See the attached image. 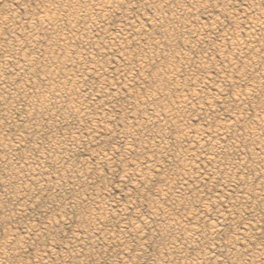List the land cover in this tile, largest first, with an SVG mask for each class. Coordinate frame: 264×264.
Wrapping results in <instances>:
<instances>
[{"label": "rangeland", "instance_id": "obj_1", "mask_svg": "<svg viewBox=\"0 0 264 264\" xmlns=\"http://www.w3.org/2000/svg\"><path fill=\"white\" fill-rule=\"evenodd\" d=\"M91 1L93 4L90 0H0V71H2L0 74V84H2L0 85V148H3L4 144V148L0 149V260L3 259L1 263L254 264L248 261L251 257L250 261L256 260L255 264L257 260L259 264H264L262 263L264 255L254 259V256H257L256 250V253H260L262 247L264 248V0H257L258 2L256 0H163L164 2L162 0H150L151 2L149 0H115L114 2L103 0L101 2L100 0L104 7L97 2L99 0ZM250 6L254 9L251 10ZM156 7L160 11H157ZM97 8H102V11ZM44 11L49 12V15L53 11L55 20L51 21L52 23L47 25L39 23L38 18L40 19ZM68 11L74 17H70ZM261 16L263 17L260 18ZM256 18L258 20L253 21ZM89 26L93 27L88 28ZM35 32L39 34L36 40ZM64 37H66L65 40L70 38L73 40L70 39L67 42L63 40ZM30 39L32 42H29ZM67 43L70 44L67 46ZM234 43L237 45L235 46ZM173 61H175L174 64ZM168 67L169 71L166 70ZM54 68H57L56 71ZM51 69L55 73L59 71L56 73L58 76ZM176 70L178 73L180 71V77ZM161 73L170 74L165 75V78ZM51 86L55 94L61 93L59 98L58 94L56 96L51 94L53 93L50 91ZM255 86L256 88H253ZM47 88L49 89L46 90ZM24 89L28 93H24ZM152 89L158 92L156 96V92ZM167 90H169L168 94ZM6 91L9 93H5ZM47 91H49L48 95ZM40 92H44L46 99ZM18 93H22L23 96L21 97L22 94ZM33 94L35 96H32ZM61 95L63 97H60ZM174 97L178 100L176 101ZM239 97L241 100L238 99ZM186 98L189 100L187 101ZM27 99L30 101L28 102ZM70 101L73 104L71 106ZM174 104L177 108H174ZM168 105H171L170 108L173 106L172 109ZM160 109L161 113H159ZM164 113L168 114L167 118ZM155 114H161L159 116L162 118L156 117ZM173 115L175 117L172 120ZM240 117L243 119L241 120ZM165 118H169V122ZM153 119H157V122ZM163 119L168 123H165ZM152 120L155 122L153 123ZM257 122L260 124L258 125ZM228 124H231L230 127ZM250 125H253V128ZM259 127L263 129L260 130L261 133ZM213 128H217L218 134H214L217 131L214 130V132ZM245 128L248 131H245ZM29 129H33L32 132ZM192 133L193 136H191ZM194 134L199 135L197 137ZM211 135L213 138L210 137ZM73 138L79 140L76 142L75 139L72 140ZM200 141H202L201 144H199ZM207 141H209L208 144ZM221 145L223 148H220ZM165 146L168 148H164ZM215 149L217 150L213 151ZM207 152L212 154L213 158ZM156 210L160 213L158 214ZM162 212L165 213L164 216ZM162 217H164L163 220ZM175 218L178 220L174 221ZM174 227L179 230H174ZM193 227H196L198 232ZM193 230L196 232L193 233ZM191 233L194 234L192 235L194 239ZM185 234L186 236L183 237ZM197 234H199L198 237ZM189 238L191 239L188 240ZM172 247L176 248L172 249ZM249 250L252 254L254 253L253 259ZM202 255L208 257L204 258ZM187 261L190 262L187 263Z\"/></svg>", "mask_w": 264, "mask_h": 264}, {"label": "bare ground", "instance_id": "obj_2", "mask_svg": "<svg viewBox=\"0 0 264 264\" xmlns=\"http://www.w3.org/2000/svg\"><path fill=\"white\" fill-rule=\"evenodd\" d=\"M76 1H77V0H76ZM79 1H81V0H79ZM102 1H103V0H101V2H102ZM106 1H107V0H106ZM110 1H111V0H110ZM114 1H115V0H113V2H114ZM132 1H134V0H132ZM142 1H143V0H142ZM146 1H147V0H146ZM151 1H152V0H151ZM151 1L149 0V2H151ZM155 1H156V0H155ZM162 1H163V0H162ZM162 1H161V2H162ZM192 1H193V0H192ZM194 1H195V0H194ZM250 1H251V0H250ZM256 1H257V0H256ZM260 1H262V0H260ZM56 2H57V1H56ZM90 2L92 3L91 0H90ZM90 2H87V3H90ZM95 2H96V1H95ZM95 2H94V3H95ZM97 2H100V0L97 1ZM101 2H100V3H101ZM107 2H108V1H107ZM117 2H118V1H117ZM157 2H159V1H157ZM163 2H164V1H163ZM163 2H162V3H163ZM167 2H168V1H167ZM167 2H166L165 4H167ZM221 2H222V1H221ZM257 2H258V1H257ZM50 3H51V2H50ZM66 3H67V2H66ZM75 3H76V2H75ZM91 3H90V4H91ZM105 3H106V2H105ZM109 3H110V2H109ZM122 3H123V2H122ZM136 3H137V2H136ZM178 3H179V2H178ZM180 3H181V2H180ZM193 3H194V2H193ZM195 3H196V2H195ZM260 3H261V2H260ZM263 3H264V2H263ZM56 4H57V3H56ZM70 4H71V3H70ZM92 4H93V3H92ZM95 4H96V3H95ZM97 4H98V3H97ZM97 4H96V5H97ZM101 4H102V3H101ZM101 4H99V5L101 6ZM107 4H108V3H107ZM107 4H106V5H107ZM117 4H118V3H117ZM153 4H154V3H153ZM169 4H170V3H169ZM175 4H176V3H175ZM197 4H198V3H197ZM226 4H227V3H226ZM251 4H252V3H251ZM253 4H254V2H253ZM255 4H256V3H255ZM257 4H258V3H257ZM72 5H73V4H72ZM85 5H86V4H85ZM102 5H103V4H102ZM118 5H119V4H118ZM133 5H134V4H133ZM146 5H147V4H146ZM146 5H145V6H146ZM161 5H163V4H161ZM180 5H181V4H180ZM241 5H242V4H241ZM45 6H47V5H45ZM49 6H50V5H49ZM49 6H48V7H49ZM75 6H76V5H75ZM112 6H113V5H112ZM115 6H116V5H115ZM130 6H131V5H130ZM151 6H152V5H151ZM178 6H179V5H178ZM181 6H182V5H181ZM181 6H180V7H181ZM257 6H258V5H257ZM259 6H260V4H259ZM51 7H52V5H51ZM73 7H74V6H73ZM87 7H88V6H87ZM103 7H104V5H103ZM108 7H109V6H108ZM164 7H165V9H166V6H164ZM252 7H255V6H252ZM260 7H261V6H260ZM43 8H44V7H43ZM49 8H50V7H49ZM52 8H53V7H52ZM71 8H72V7H71ZM78 8H79V7H78ZM91 8H92V6H91ZM95 8H96V7H95ZM111 8H112V7H111ZM117 8H118V7H117ZM122 8H123V7H122ZM132 8H133V7H132ZM156 8H157V7H156ZM167 8H168V7H167ZM172 8H173V7H172ZM204 8H205V7H204ZM222 8H223V7H222ZM222 8H221V9H222ZM57 9H58V8H57ZM66 9H67V7H66ZM69 9H70V8H69ZM72 9H73V8H72ZM76 9H77V8H76ZM97 9H98V8H97ZM99 9L101 10L102 8H99ZM99 9H98V10H99ZM136 9H137V8H136ZM157 9H158L157 11H160L159 8H157ZM227 9H228V8H227ZM250 9L252 10V9H254V8H251V6H250ZM255 9H256V8H255ZM259 9H260V8H259ZM259 9H258V10H259ZM7 10H8V9H7ZM40 10H41V9H40ZM42 10H43V9H42ZM49 10H51V9H49ZM67 10H68V9H67ZM73 10H74V9H73ZM83 10H85V9H83ZM88 10H89V9H88ZM114 10H115V9H114ZM152 10H153V9H152ZM155 10H156V9H155ZM155 10H154V13H155ZM161 10H162V9H161ZM244 10H245V9H244ZM248 10H249V9H248ZM251 10H250V11H251ZM260 10H261V9H260ZM260 10H259V11H260ZM53 11H54V10H53ZM53 11L50 12L52 15H51V14L49 15V14H48L49 12L46 13L47 11H46V12L44 11V13L42 14V16L40 15V16H41L40 19L38 18L39 23H41V24H46V25H47V23L50 24L51 21L55 20V19H54L55 17H53L54 15H53V13H52ZM63 11H64V9H63ZM70 11H71V10H70ZM70 11H68V14L70 13ZM79 11H80V10H79ZM81 11H82V10H81ZM93 11H94V10H93ZM101 11H102V10H101ZM108 11H109V10H108ZM118 11H119V10H118ZM140 11H141V10H140ZM167 11H168V10H167ZM173 11H174V10H173ZM184 11H185V10H184ZM190 11H191V10H190ZM256 11H257V9H256ZM8 12H9V11H8ZM42 12H43V11H42ZM72 12H73V11H72ZM75 12H77V11H75ZM82 12L84 13L85 11H82ZM90 12H91V11H90ZM162 12H163V11H162ZM245 12H246V11H244V13H245ZM247 12H248V11H247ZM261 12H262V10H261ZM263 12H264V11H263ZM263 12H262V14H263ZM55 13H56V11H55ZM65 13H67V12H65ZM185 13H186V11H185ZM193 13H194V12H193ZM220 13H221V12H220ZM257 13H258V11H257ZM94 14H95V13H94ZM170 14H171V13H170ZM221 14H222V13H221ZM232 14H233V13H232ZM254 14H255V13H254ZM262 14H261V15H262ZM32 15H34V13H33ZM64 15H65V14H64ZM74 15H75V14H74ZM113 15H114V14H113ZM118 15H119V14H118ZM242 15H243V14H242ZM258 15H259V14H258ZM69 16H70V17H74L71 13H70ZM89 16H92V15H89ZM108 16H109V15H108ZM156 16H157V14H156ZM164 16H165V15H164ZM230 16H231V15H230ZM237 16H238V15H237ZM263 16H264V15H263ZM263 16H261L260 18H262ZM102 17H104V16H102ZM122 17H123V16H122ZM129 17H130V16H129ZM172 17H173V16H172ZM175 17H176V16H175ZM253 17H254V16H253ZM257 17H259V16H257ZM9 18H10V17H9ZM27 18H28V17H27ZM100 18H101V17H100ZM105 18H107V17H105ZM108 18H109V17H108ZM127 18H128V17H127ZM159 18H160V17H159ZM176 18H177V17H176ZM25 19H26V18H25ZM34 19H35V18H34ZM58 19H60V18H58ZM75 19H76V17H75ZM77 19H78V17H77ZM83 19H84V18H83ZM103 19H104V18H103ZM146 19H147V18H146ZM164 19H165V17H164ZM245 19H247V18H245ZM105 20H106V19H105ZM119 20H120V19H119ZM128 20H129V19H128ZM170 20H171V19H170ZM174 20H175V19H174ZM176 20H177V19H176ZM248 20H249V19H248ZM250 20H252V19H250ZM254 20L257 21L258 18L253 19V21H254ZM8 21H9V20H8ZM8 21H7V22H8ZM61 21H62V20H61ZM97 21H99V20H97ZM100 21H101V20H100ZM100 21H99V22H100ZM164 21H165V20H164ZM179 21H180V20H179ZM191 21H192V20H191ZM236 21H237V20H236ZM242 21H243V20H242ZM260 21H261V20H260ZM72 22H73V23H76L75 21H72ZM77 22H78V21H77ZM102 22H103V21H102ZM106 22H107V21H106ZM124 22H125V21H124ZM148 22H149V21H148ZM154 22H155V21H154ZM194 22H195V21H194ZM249 22H250V21H249ZM251 22H252V21H251ZM262 22H263V21H262ZM32 23H33V22H32ZM51 23H52V22H51ZM159 23H160V22H159ZM171 23H172V22H171ZM239 23H240V22H239ZM256 23H257V22H256ZM258 23H259V22H258ZM5 24H6V22H5ZM26 24H27V23H26ZM53 24H54V23H53ZM53 24H52V26H53ZM57 24H58V23H57ZM95 24L97 25V23H95ZM137 24H138V23H137ZM147 24H149V23H147ZM151 24H152V23H151ZM157 24H158V22H157ZM249 24H251V23H249ZM252 24H254V23H252ZM262 24H263V23H262ZM262 24H261V25H262ZM24 25H25V24H24ZM33 25H34V23H33ZM76 25H77V24H76ZM92 25H93V24H92ZM149 25H150V24H149ZM168 25H169V24H168ZM256 25H257V24H256ZM28 26H29V24H28ZM70 26H71V25H70ZM86 26H87V25H86ZM123 26H124V25H123ZM170 26H173V25H170ZM185 26H186V25H185ZM254 26H255V24H254ZM254 26L252 25L253 28H254ZM262 26H263V25H262ZM262 26H261V27H262ZM23 27H24V26H23ZM23 27H22V28H23ZM43 27H44V26H43ZM92 27H93V26H92ZM92 27L89 26L88 28H92ZM131 27H133V26H131ZM252 27H251V28H252ZM6 28H7V27H6ZM9 28H10V27H9ZM50 28H51V27H50ZM53 28H55V27H53ZM66 28H67V27H66ZM86 28H87V27H86ZM86 28H85V29H86ZM141 28H142V27H141ZM153 28H154V27H153ZM247 28H248V27H247ZM262 28H263V27H262ZM55 29H57V28H55ZM58 29H59V28H58ZM102 29H103V28H102ZM131 29H132V28H131ZM160 29H161V27H160ZM176 29H177V28H176ZM183 29H184V28H183ZM209 29H210V28H209ZM212 29H213V28H212ZM214 29H215V28H214ZM255 29H256V28H255ZM3 30H4V29H3ZM40 30H41V29H40ZM44 30H45V29H44ZM64 30H65V28H64ZM90 30H91V29H90ZM90 30H89V31H90ZM103 30H104V29H103ZM129 30H130V29H129ZM129 30H128V31H129ZM137 30H139V29L137 28ZM237 30H238V29H237ZM0 31H1V30H0ZM15 31H16V30H15ZM41 31H43V30H41ZM41 31H40V32H41ZM47 31H49V30L47 29ZM85 31H87V29H86ZM89 31H88V32H89ZM133 31H134V30H133ZM181 31H182V30H181ZM204 31H205V30H204ZM225 31H226V30H225ZM40 32H39V33H40ZM70 32H71V31H70ZM120 32H122V31H120ZM161 32H162V31H161ZM207 32H208V31H207ZM213 32H214V31H213ZM227 32H228V31H227ZM247 32H249V31H247ZM261 32H262V31H261ZM7 33H8V32H7ZM23 33H24V32H23ZM35 33H36V32H35ZM44 33H45V32H44ZM46 33H47V32H46ZM52 33H53V32H52ZM122 33H123V32H122ZM141 33H142V32H141ZM143 33H144V32H143ZM148 33H149V32H148ZM151 33H152V32H151ZM177 33H178V32H177ZM214 33H215V32H214ZM27 34H28V33H27ZM57 34H58V33H57ZM59 34H60V33H59ZM79 34H80V33H79ZM84 34H85V33H84ZM126 34H127V33H126ZM146 34H147V33H146ZM205 34H206V33H205ZM207 34H208V33H207ZM221 34H222V33H221ZM234 34H235V33H234ZM252 34H253V33H252ZM2 35H3V34H2ZM28 35H29V34H28ZM38 35H39L38 33H36V34L34 35V36H35V37H34L35 40L37 39V37H39ZM109 35H110V34H109ZM151 35H152V34H150V36H151ZM224 35H225V33H224ZM258 35H259V34H258ZM29 36H31V35H29ZM29 36H28V37H29ZM32 36H33V35H32ZM51 36H52V35H51ZM57 36H58V35H57ZM68 36H69V35H68ZM133 36H134V35H133ZM137 36H138V35H137ZM150 36H149V37H150ZM248 36H250V35L248 34ZM13 37H14V36H13ZM17 37H18V36H17ZM22 37H23V36H22ZM41 37H42V36H41ZM46 37H47V36H46ZM60 37H61V36H60ZM74 37H75V36H74ZM85 37H86V36H85ZM115 37H116V35H115ZM253 37H255V35H253ZM1 38H2V37H1ZM48 38H49V37H48ZM65 38H66V37H64V39H63V38H61V39L65 40ZM109 38H110V37H109ZM126 38H127V37H126ZM158 38H159V36H158ZM232 38H233V37H232ZM256 38H257V37H256ZM256 38H255V40L257 41ZM19 39H20V38H19ZM57 39H58V38H57ZM70 39H71V38H70ZM70 39H67V40H70ZM74 39H75V38H74ZM139 39H141V37H140ZM152 39H153V38H152ZM154 39H156V38H154ZM197 39H198V38H197ZM230 39H231V37H230ZM258 39H259V38H258ZM30 40H31V39H30ZM39 40H40V39H39ZM41 40H42V39H41ZM67 40H65V41H67ZM71 40H73V39H71ZM94 40H95V39H94ZM99 40H100V39H99ZM108 40H109V39H108ZM162 40H163V38H162ZM232 40H233V39H232ZM232 40H231V42H232ZM245 40H246V39H245ZM255 40H253V41H255ZM8 41H9V40H8ZM44 41H45V40H44ZM96 41H97V40H96ZM139 41H140V40H139ZM159 41H160V39H159ZM260 41H261V39H260ZM3 42H4V41H3ZM29 42H32V40L29 41ZM33 42H34V41H33ZM36 42H38V41H36ZM36 42H35V43H36ZM47 42H48V41H47ZM62 42H63V41H62ZM67 42H68V41H67ZM72 42H74V41H72ZM92 42H93V41H92ZM105 42H106V41H105ZM116 42H117V41H116ZM128 42H129V41H128ZM136 42H137V41H136ZM155 42H156V41H155ZM160 42H161V41H160ZM165 42H166V41H165ZM168 42H169V41H168ZM233 42H234V41H233ZM257 42H259V40H258ZM4 43H5V42H4ZM41 43H42V41H41ZM49 43H50V42H49ZM65 43H66V42H65ZM121 43H122V42H121ZM131 43H134V42H131ZM145 43H146V42H145ZM153 43H154V42H153ZM153 43H152V44H153ZM158 43H159V42H158ZM237 43H238V42H237ZM18 44H19V43H18ZM31 44H32V43H31ZM69 44H70V43H69ZM69 44L67 43V46H68ZM94 44H95V43H94ZM143 44H144V43H143ZM160 44H161V43H160ZM167 44H168V43H167ZM12 45H13V44H12ZM34 45H35V44H34ZM45 45H46V44H45ZM60 45L64 46L63 44H60ZM87 45H88V44H87ZM115 45H116V44H115ZM129 45H130V44H129ZM155 45H156V44H155ZM155 45H154V46H155ZM234 45H235V43H234ZM236 45H237V44H236ZM236 45H235V46H236ZM245 45H246V44H245ZM9 46H10V44H9ZM28 46H29V45H28ZM32 46H33V45H32ZM37 46H38V45H37ZM67 46H66V47H67ZM91 46H92V45H91ZM111 46H113V45L111 44ZM125 46H126V45H125ZM172 46H173V45H172ZM172 46H171V47H172ZM256 46H257V44H256ZM256 46H254V47H256ZM35 47H36V46H35ZM55 47H56V46H55ZM74 47H75V46H74ZM74 47H73V48H74ZM79 47H80V46H79ZM98 47H99V45H98ZM126 47H127V46H126ZM225 47H226V46H225ZM233 47H234V46H233ZM248 47H249V46H248ZM254 47H253V48H254ZM258 47H259V46H258ZM59 48H60V46H59ZM68 48H70V47H68ZM100 48H101V47H100ZM116 48H117V47H116ZM144 48H146V47H144ZM144 48H143V49H144ZM157 48H158V47H157ZM234 48H235V47H234ZM236 48H237V47H236ZM240 48H241V47H240ZM60 49H61V48H60ZM77 49H78V48H77ZM139 49H140V48H139ZM237 49H238V48H237ZM247 49H248V48H247ZM17 50H18V49H17ZM19 50L21 51V49H19ZM30 50H31V49H30ZM30 50H29V51H30ZM48 50H49V49H48ZM66 50H67V49H66ZM70 50H71V48H70ZM95 50H96V49H95ZM136 50H137V49H136ZM230 50H231V49H230ZM240 50H243V49H240ZM261 50H262V49H261ZM37 51H38V50H37ZM44 51H45V50H44ZM50 51H51V50H50ZM73 51H74V50H73ZM221 51H222V50H221ZM60 52H61V50H60ZM76 52H78V51H76ZM115 52H116V51H115ZM149 52H150V51H149ZM263 52H264V51H263ZM17 53H18V52H17ZM44 53H45V52H44ZM55 53H56V52H55ZM66 53H67V52H66ZM68 53H70V52H68ZM89 53H90V52H89ZM91 53H92V51H91ZM123 53H124V52H123ZM123 53H121V54H123ZM140 53H141V52H140ZM259 53H260V51H259ZM133 54H134V52H133ZM146 54H147V53H146ZM157 54H158V53H157ZM170 54H171V53H170ZM223 54H224V53H223ZM23 55H24V54H22V56H23ZM28 55H29V54H28ZM45 55H46V54H45ZM75 55H76V54H75ZM81 55H82V54H81ZM87 55H88V53H87ZM105 55H106V54H105ZM124 55H125V54H124ZM155 55H156V54H155ZM219 55H220V54H219ZM232 55H233V54H232ZM242 55H243V54H242ZM248 55H249V54H248ZM25 56H26V55H25ZM31 56H32V55H31ZM31 56H30V57H31ZM66 56H67V55H66ZM92 56H93V55H92ZM121 56H122V55H121ZM121 56H120V57H121ZM126 56H127V54H126ZM139 56H141V55H139ZM144 56H145V55H144ZM147 56H148V55H147ZM221 56H222V54H221ZM223 56H224V55H223ZM255 56H257V53H255ZM9 57L11 58L12 56H9ZM36 57H37V56H36ZM77 57H78V56H77ZM77 57H76V58H77ZM97 57H98V56H97ZM97 57H96V59H97ZM174 57H175V56H174ZM237 57H238V56H237ZM18 58H19V57H18ZM48 58H49V57H48ZM78 58H79V57H78ZM81 58H82V57H81ZM84 58H85V57H84ZM98 58H99V57H98ZM123 58H124V57H123ZM129 58H130V56H129ZM129 58H128V59H129ZM135 58H136V57H135ZM143 58H144V57H143ZM147 58H148V57H147ZM225 58H226V57H225ZM238 58H239V57H238ZM257 58H259V57H257ZM16 59H17V58H16ZM46 59H47V58H46ZM141 59H142V58H141ZM154 59H155V58H154ZM158 59H159V58H158ZM171 59H172V58H171ZM179 59H180V58H178V60H179ZM203 59H204V58H203ZM205 59H206V58H205ZM252 59H253V58H252ZM6 60H7V59H6ZM13 60H14V59H13ZM18 60H19V59H18ZM30 60H32V59H30ZM84 60H85V59H84ZM124 60H126V59L124 58ZM136 60H137V58H136ZM143 60H144V59H143ZM151 60H152V59H151ZM173 60H174V59H173ZM239 60H240V59H239ZM259 60H260V59H259ZM46 61H47V60H46ZM62 61H64V60H62ZM86 61H87V60H86ZM118 61H119V60H118ZM152 61H153V60H152ZM169 61H170V60H169ZM181 61H182V60H181ZM230 61H231V60H230ZM255 61H256V60H255ZM5 62H6V61H5ZM5 62H4V63H5ZM54 62H55V61H54ZM57 62H58V61H57ZM72 62H73V61H72ZM92 62H94V61H92ZM119 62H121V61H119ZM174 62H175V61H173L172 63L174 64ZM179 62H180V61H179ZM188 62H189V61H188ZM188 62H187V63H188ZM251 62H252V61H251ZM25 63L27 64V62H25ZM41 63H42V62H41ZM41 63H39V64H41ZM46 63H47V62H46ZM52 63H53V62H52ZM76 63H77V62H76ZM80 63H81V61H80ZM121 63H122V62H121ZM137 63H138V62H137ZM145 63H146V62H145ZM145 63H144V64H145ZM16 64H17V63H16ZM26 64H25V65H26ZM31 64H32V63H31ZM54 64H55V63H54ZM60 64H61V63H60ZM118 64H119V63H118ZM129 64H130V63H129ZM151 64H152V63H151ZM33 65H34V64H33ZM49 65H50V64H49ZM67 65H68V64H67ZM69 65H70V64H69ZM79 65H80V64H79ZM94 65H95V64H94ZM126 65H127V64H126ZM146 65H147V64H146ZM149 65H150V64H149ZM171 65H172V64H171ZM183 65H184V64H183ZM205 65H206V64H205ZM27 66H28V65H27ZM30 66H31V65H30ZM38 66H39V65H38ZM40 66H41V65H40ZM42 66H43V65H42ZM47 66H48V65H47ZM60 66H61V65H60ZM87 66H88V65H87ZM122 66H123V65H122ZM127 66H128V65H127ZM130 66H131V65H130ZM136 66H138V65H136ZM142 66H143V65H142ZM158 66H160V65H158ZM172 66H173V65H172ZM223 66H224V65H223ZM237 66H238V65H237ZM242 66H243V65H242ZM245 66H246V65H245ZM5 67H6V65H5ZM25 67H26V66H25ZM33 67H34V66H33ZM79 67H80V66H79ZM81 67H82V66H81ZM84 67H85V66H84ZM132 67H134V66H132ZM148 67H149V66H148ZM173 67H176V66H173ZM177 67H178V66H177ZM6 68H7V67H6ZM16 68H17V67H16ZM21 68H22V67H21ZM51 68H52V66H51ZM98 68H99V67H98ZM110 68H112V67H110ZM140 68H142V67H140ZM154 68H155V67H154ZM39 69H40V68H39ZM49 69H50V67H49ZM54 69H55V68H54ZM56 69H57V68H56ZM56 69H55V71H56ZM65 69H66V68H65ZM95 69H96V68H95ZM99 69H100V68H99ZM131 69H132V68H131ZM131 69H130V71H131ZM145 69H146V68H145ZM167 69H168V70H167ZM173 69H174V68H173ZM175 69H177V68H175ZM233 69H234V68H233ZM251 69H252V68H251ZM263 69H264V68H263ZM263 69H262V70H263ZM1 70H2V69H1ZM19 70H20V69H19ZM51 70H52V69H51ZM58 70H59V69H58ZM123 70H124V69H123ZM146 70H147V69H146ZM166 70L169 71V67L166 68ZM170 70H171V68H170ZM235 70H237V69H235ZM244 70H245V69H244ZM253 70H254V69H253ZM6 71H7V70H6ZM52 71L54 72V70H52ZM99 71H100V70H99ZM108 71H109V70H108ZM161 71H162V70H161ZM161 71H159V72H161ZM174 71H175V70H174ZM176 71H177L176 73L179 74V77H180V76H181V75H180V71H179V73H178V70H176ZM246 71H248V70H246ZM255 71H256V68H255ZM257 71H258V70H257ZM1 72H2V71H0V74H2ZM48 72H49V71H48ZM53 72H52V73H53ZM63 72H64V71H63ZM69 72H70V71H69ZM84 72H85V71H84ZM95 72H96V71H95ZM127 72H128V71H127ZM148 72H149V71H148ZM153 72H154V71H153ZM156 72H157V71H156ZM226 72H227V71H226ZM242 72H243V71H242ZM36 73H37V72H36ZM54 73H55V72H54ZM56 73H59V71H57ZM56 73H55V75H56ZM88 73H89V72H88ZM108 73H109V72H108ZM123 73H124V72H123ZM165 73H166V71H165ZM172 73H174V72H172ZM172 73H171V75H172ZM236 73H238V72H236ZM250 73H251V72H250ZM29 74H30V73H29ZM33 74H34V73H33ZM45 74H46V73H45ZM48 74H49V73H48ZM70 74H71V73H70ZM73 74H74V73H73ZM75 74H77V73H75ZM78 74H79V73H78ZM121 74H122V73H121ZM151 74H152V72H151ZM155 74H156V73H155ZM155 74H154V75H155ZM159 74H160V73H159ZM161 74H162V73H161ZM163 74H164V73H163ZM163 74H162V75H163ZM169 74H170V73H168V74H164V77H165V75H169ZM177 74H176V76H177ZM256 74H257V73H256ZM263 74H264V73H263ZM51 75H52V74H51ZM82 75H83V74H82ZM86 75H87V74H86ZM140 75H141V74H140ZM143 75H144V74H143ZM143 75H142V76H143ZM233 75H234V74H233ZM238 75H239V74H238ZM252 75H253V74H252ZM0 76H1V75H0ZM29 76H30V75H29ZM32 76H33V75H32ZM34 76H35V75H34ZM42 76H43V74H42ZM42 76H41V77H42ZM48 76H49V75H48ZM56 76H58V75H56ZM59 76H60V75H59ZM83 76H84V75H83ZM87 76H88V75H87ZM108 76H109V75H108ZM125 76H126V75H125ZM136 76H137V75H136ZM158 76L160 77L161 75H158ZM176 76H175V78H176ZM185 76H186V75H185ZM239 76H241V75H239ZM2 77H3V75H2ZM2 77H1V78H2ZM49 77H50V76H49ZM49 77H48V79H49ZM103 77H104V76H103ZM128 77H129V76H128ZM152 77H153V75H152ZM162 77H163V76H162ZM169 77H170V76H169ZM171 77H173V75H172ZM219 77H220V76H219ZM226 77H227V76H226ZM245 77H246V75H245ZM253 77H254V76H253ZM261 77H262V76H261ZM8 78H9V77H8ZM45 78H46V76H45ZM45 78H44V80H45ZM73 78H74V77H73ZM84 78H85V77H84ZM94 78H96V77H94ZM101 78H102V77H101ZM125 78H126V77H125ZM132 78H133V77H132ZM144 78H145V76H144ZM165 78H166V77H165ZM182 78H183V77H182ZM189 78H190V77H189ZM193 78H194V77H192V79H193ZM238 78H239V77H238ZM238 78H237V79H238ZM240 78L242 79L243 77H240ZM247 78H248V77H247ZM259 78H260V77H259ZM3 79H4V78H3ZM30 79H31V78H30ZM62 79H63V78H62ZM70 79H71V78H70ZM86 79H87V78H86ZM137 79H138V78H137ZM155 79H156V77H155ZM160 79H161V78H160ZM167 79H168V77H167ZM187 79H188V78H187ZM202 79H203V78H202ZM87 80H88V79H87ZM170 80H171V78H170ZM173 80H174V79H173ZM175 80H176V79H175ZM178 80H179V79H178ZM230 80H231V79H230ZM46 81H47V80H46ZM53 81H55V80L53 79ZM61 81H62V80H61ZM63 81H64V80H63ZM74 81H76V80H74ZM78 81H80V80H78ZM117 81H118V80H117ZM119 81H120V79H119ZM129 81H130V80H129ZM133 81H134V80H133ZM167 81H169V79H168ZM179 81H181V80H179ZM221 81H222V80H221ZM231 81H232V80H231ZM240 81H241V80H240ZM244 81H245V80H244ZM2 82H3V81H2ZM48 82H50V81H48ZM147 82H148V81H147ZM156 82H157V81H156ZM181 82H182V81H181ZM181 82H180V83H181ZM194 82H196V81H194ZM194 82H193V83H194ZM0 83H1V82H0ZM26 83H27V82H26ZM51 83H53V82H51ZM62 83H63V82H62ZM62 83H61V84H62ZM85 83H86V82H85ZM96 83H97V82H96ZM106 83H107V82H106ZM129 83H130V82H129ZM133 83H134V82H133ZM164 83H165V82H164ZM182 83H183V82H182ZM229 83H230V82H229ZM4 84H5V83H4ZM4 84H3V85H4ZM6 84H7V83H6ZM9 84H10V82H9ZM9 84H8V85H9ZM20 84H21V83H20ZM54 84H55V83H54ZM56 84H57V83H56ZM79 84H80V83H79ZM156 84H157V83H156ZM178 84H179V83H178ZM178 84H177V85H178ZM195 84H196V83H195ZM198 84H199V83H198ZM216 84H217V83H216ZM221 84H222V83H221ZM233 84H234V83H233ZM235 84H236V83H235ZM247 84H248V83H247ZM255 84H257V83H255ZM0 85H2V84H0ZM35 85H36V84H35ZM35 85H34V86H35ZM46 85H47V84H46ZM81 85H82V84H81ZM97 85H98V84H97ZM99 85H100V84H99ZM107 85H108V84H107ZM114 85H115V84H114ZM129 85H130V84H129ZM148 85H149V84H148ZM150 85H151V84H150ZM159 85L162 86V84H159ZM175 85H176V83H175ZM185 85H186V83H185ZM218 85H219V84H218ZM253 85H254V84H253ZM47 86H48V85H47ZM49 86H50V85H49ZM64 86H65V85H64ZM68 86H69V85H68ZM82 86H83V85H82ZM115 86H116V85H115ZM152 86H153V85H152ZM208 86H210V85H208ZM208 86H207V87H208ZM0 87H1V86H0ZM3 87H4V86H3ZM8 87H9V86H8ZM35 87H36V86H35ZM51 87L53 88V86H51ZM58 87H59V85H58ZM58 87H55V88H58ZM61 87H62V85H61ZM123 87H124V86H123ZM153 87H155V86H153ZM164 87H165V86H164ZM177 87H179V86H177ZM247 87H248V86H247ZM36 88H37V87H36ZM52 88H51L50 91H53V90H54V88H53V89H52ZM157 88H158V87H157ZM157 88H156V89H157ZM186 88H187V87H186ZM201 88H202V87H201ZM253 88H256V86L253 87ZM3 89H4V88H3ZM3 89H2V90H3ZM15 89H16V88H15ZM17 89H18V88H17ZM48 89H49V88H47L46 90H48ZM60 89H62V88H60ZM71 89H72V88H71ZM71 89H70V90H71ZM119 89H120V88H119ZM156 89H154V90L152 89V90L155 91ZM159 89H160V88H159ZM161 89H162V87H161ZM172 89L174 90V88H172ZM175 89H176V88H175ZM5 90H6V88H5ZM7 90H10V89L7 88ZM18 90H20V88H19ZM22 90H23V89H22ZM24 90H25L24 93L27 92L26 89H24ZM32 90H33V89H32ZM46 90H45V91H46ZM102 90H103V89H102ZM125 90H126V89H125ZM162 90H163V89H162ZM254 90H256V89H254ZM12 91H14V89H13ZM28 91H29V90H28ZM56 91H57V90H56ZM90 91H91V90H90ZM99 91H101V90H99ZM158 91H160V90H158ZM165 91H166V90H165ZM168 91H169V90H167V94H168ZM176 91H177V90H176ZM260 91H261V90H260ZM2 92H3V91H2ZM2 92H1V93H2ZM7 92H8V91H6L5 93H7ZM19 92H20V91H19ZM21 92H22V91H21ZM30 92H31V91H30ZM48 92H49V91L46 92L47 95H48ZM71 92H72V91H71ZM71 92H70V93H71ZM76 92H77V91H76ZM88 92H89V91H88ZM155 92H156V94H155V96H156L158 92H157V91H155ZM251 92H252V91H251ZM257 92H258V91H257ZM5 93H3V94H5ZM8 93H9V92H8ZM12 93H13V92H12ZM27 93H28V92H27ZM34 93H35V92H34ZM40 93H41V92H40ZM40 93H39V94H40ZM42 93H43V94H42ZM42 93H41V94L44 95V92H42ZM65 93H66V92H65ZM82 93H83V91H82ZM96 93H97V92H96ZM161 93H163V92H161ZM180 93H181V92H180ZM194 93H195V92H194ZM247 93H248V92H247ZM258 93H260V92H258ZM16 94H17V91H16ZM18 94H22V93H18ZM36 94H38V92H37ZM41 94H40V95H41ZM51 94H52V95L55 94L54 91H53V93H51ZM51 94H50V95H51ZM57 94H58V92H57ZM57 94H55V96H56ZM60 94H61V93H60ZM60 94H58L57 97H58ZM74 94H75V93H74ZM151 94H152V93H151ZM151 94H150V96H151ZM159 94H160V93H159ZM167 94L165 93V95H167ZM169 94H170V93H169ZM191 94H192V93H191ZM251 94H252V93H251ZM7 95H8V94H7ZM28 95H29V94H27V96H28ZM75 95H76V94H75ZM81 95H82V94H81ZM179 95H180V94H179ZM179 95H178V96H179ZM233 95H234V94H233ZM241 95H242V94H241ZM247 95L250 96L249 93H248ZM257 95H258V94H257ZM15 96H16V95H15ZM22 96H23V94L21 95V97H22ZM32 96H35V95L33 94ZM37 96H38V95H37ZM44 96H45V99H46V95H44ZM70 96H71V95H70ZM178 96H177V97H178ZM189 96H190V94H189ZM195 96H196V95H195ZM249 96H248V97H249ZM29 97H30V95H29ZM60 97H63V96L61 95ZM74 97H75V96H74ZM153 97H154V92H153ZM162 97H163V96H162ZM181 97H182V96H181ZM185 97H187V96H185ZM190 97H191V96H190ZM235 97H236V95H235ZM246 97H247V96H246ZM2 98H3V97H2ZM35 98H36V97H35ZM52 98H53V96H52ZM55 98H56V97H55ZM58 98H59V97H58ZM155 98H157V97H155ZM174 98H175V97H174ZM178 98H179V97H178ZM193 98H194V97H193ZM196 98H197V97H196ZM240 98H241V97H239L238 99L241 100ZM5 99H6V97H5ZM5 99H4V100H5ZM30 99H31V97H30ZM47 99H48V98H47ZM166 99H167V98H166ZM175 99H176V98H175ZM183 99H185V98H183ZM183 99H181V101H182ZM194 99H195V98H194ZM232 99H233V98H232ZM238 99H237V100H238ZM0 100H1V99H0ZM4 100H3V101H4ZM42 100H43V96H42ZM49 100H50V99H49ZM53 100H55V99H53ZM60 100H61V99H60ZM70 100H71V99H70ZM147 100H148V99H147ZM158 100H159V99H158ZM177 100H178V99H176V101H177ZM179 100H180V99H179ZM186 100H187V98H186ZM188 100H189V99H188ZM188 100H187V101H188ZM239 100H238V101H239ZM242 100H243V99H242ZM5 101H6V100H5ZM24 101H25V100H24ZM27 101H28V99H27ZM27 101H26V102H27ZM29 101H30V100H29ZM29 101H28V102H29ZM34 101H35V100H34ZM45 101H46V100H45ZM58 101H59V100H58ZM77 101H78V100H77ZM173 101H174V100H173ZM187 101H186V102H187ZM195 101H196V100H195ZM223 101H224V100H223ZM244 101H245V97H244ZM263 101H264V98H263ZM28 102H27V103H28ZM40 102H41V101H40ZM40 102H39V103H40ZM46 102H47V101H46ZM55 102H56V101H55ZM55 102H54V104H55ZM62 102H64V101H62ZM72 102H73V101H72ZM74 102H75V101H74ZM83 102H84V101H83ZM179 102H180V101H179ZM182 102H183V101H182ZM219 102H220V101H219ZM34 103H35V102H34ZM47 103H48V102H47ZM140 103H141V101H140ZM146 103H147V102H146ZM146 103H145V104H146ZM173 103H174V102H173ZM184 103H185V102H184ZM237 103H238V102H237ZM4 104H5V103H4ZM40 104H41V103H40ZM40 104H39V105H40ZM45 104H46V103H45ZM56 104H57V103H56ZM59 104H61V103H59ZM71 104H72V103H71V101H70V106H71ZM83 104H84V103H83ZM101 104H102V103H101ZM135 104H136V103H135ZM145 104H144V105H145ZM148 104H149V103H148ZM185 104H186V103H185ZM190 104H191V103H190ZM235 104H236V103H235ZM235 104H234V105H235ZM245 104H246V103H245ZM245 104H244V105H245ZM1 105H2V104H1ZM26 105H27V104H26ZM43 105H44V104H43ZM43 105H41L42 108H43ZM62 105H63V103H62ZM64 105H65V104H64ZM72 105H73V104H72ZM80 105H81V104H80ZM86 105H87V104H86ZM93 105H94V104H93ZM160 105H161V104H160ZM162 105H163V104H162ZM171 105H173V104H171ZM171 105H170V106H171ZM180 105H181V104H180ZM198 105H199V103H198ZM46 106H48V105H46ZM67 106H68V105H67ZM96 106H97V105H96ZM135 106H136V105H135ZM155 106H156V105H155ZM158 106H159V105H158ZM170 106L168 105L169 108H170ZM183 106H184V104H183ZM185 106H186V105H185ZM185 106H184V107H185ZM237 106H238V104H237ZM30 107H31V106H30ZM49 107H50V106H49ZM73 107H74V106H73ZM78 107H79V106H78ZM102 107H103V106H102ZM161 107H162V106H161ZM165 107H167V106H165ZM165 107H164V108H165ZM172 107H173V106H172ZM172 107H171L170 109H172ZM175 107H176V106H175V104H174V108H175ZM4 108H7V107H4ZM39 108H40V106H39ZM87 108H88V107H87ZM106 108H107V107H106ZM150 108H151V107H150ZM153 108H154V107H153ZM159 108H160V107H159ZM162 108H163V107H162ZM176 108H177V107H176ZM180 108H181V107H180ZM185 108H186V107H185ZM200 108H201V107H200ZM210 108H213V107H210ZM241 108H242V107H241ZM30 109H31V108H30ZM58 109H59V108H58ZM80 109H81V108H80ZM146 109H147V108H146ZM154 109H155V108H154ZM165 109H166V108H165ZM223 109H224V108H223ZM226 109H227V108H226ZM260 109H261V108H260ZM14 110H15V109H14ZM39 110H42V109H39ZM70 110H71V109H70ZM70 110H69V111H70ZM85 110H86V109H85ZM89 110H90V109H89ZM92 110H93V109H92ZM109 110H110V109H109ZM123 110H124V109H123ZM151 110H152V109H151ZM155 110H156V109H155ZM158 110H159V109H158ZM173 110H174V109H173ZM173 110H172V111H173ZM179 110H180V109H179ZM195 110H196V109H195ZM15 111H16V110H15ZM153 111H154V110H153ZM156 111H157V110H156ZM161 111H162V110L160 109L159 113H161ZM169 111H170V110H169ZM238 111H240V110H238ZM244 111H245V110H244ZM261 111H262V110H261ZM4 112H5V111H4ZM13 112H14V111H13ZM13 112H12V113H13ZM30 112H31V110H30ZM39 112H42V111H39ZM43 112H44V111H43ZM55 112H57V111L55 110ZM131 112H132V111H131ZM147 112H148V111H147ZM165 112H166V111H165ZM176 112H178V111H176ZM203 112H204V111H203ZM7 113H8V112H7ZM48 113H49V112H48ZM48 113H47V114H48ZM84 113H85V112H84ZM89 113H90V112H89ZM108 113H109V112H108ZM134 113H135V112H134ZM134 113H133V114H134ZM145 113H146V112H145ZM154 113H155V112H154ZM173 113H174V111H173ZM173 113H172V114H173ZM197 113H198V112H197ZM204 113H205V112H204ZM226 113H227V112H226ZM239 113H240V112H239ZM239 113H238V114H239ZM257 113H258V112H257ZM43 114H44V113H43ZM45 114H46V113H45ZM52 114H54V113H52ZM90 114H91V113H90ZM102 114H103V113H102ZM109 114H110V113H109ZM150 114H151V112H150ZM156 114H157V112H156ZM156 114H155L156 117H158L159 115L161 116V114H159V115H156ZM164 114H166V115H164L165 117L168 116L167 113H164ZM170 114H171V112H170ZM228 114H229V113H228ZM228 114H227V115H228ZM263 114H264V113H263ZM263 114H262V115H263ZM88 115H89V114H88ZM181 115H182V114H181ZM239 115H240V114H239ZM260 115H261V114H260ZM260 115H257V116H260ZM52 116H53V115H52ZM96 116H97V115H96ZM150 116H151L150 118L152 119V114H151ZM160 116H159V118H160ZM169 116H171V115H169ZM232 116H233V114H232ZM9 117H10V116H9ZM45 117H46V116H45ZM82 117H83V116H82ZM103 117H104V116H103ZM108 117H109V116H108ZM135 117H136V116H135ZM135 117H134V118H135ZM147 117H149V116H147ZM156 117H155V118H156ZM174 117H175V115H173L172 120L174 119ZM229 117H230V116H229ZM260 117H261V116H260ZM88 118H89V117H88ZM144 118H145V117H144ZM161 118H162V117H161ZM161 118H160V119H161ZM166 118H167V117H166ZM166 118H165V119H166ZM169 118H170V117H169ZM169 118H168V119H169ZM180 118H181V117H180ZM240 118H241V117H240ZM257 118H259V117H257ZM146 119H147V121H148V118H146ZM160 119H159V120H160ZM168 119H166V120L168 121ZM170 119H171V118H170ZM175 119H176V118H175ZM235 119H239V118L235 117ZM242 119H243V118H241V120H242ZM261 119H262V118H261ZM149 120H150V119H149ZM153 120L156 121L157 119H153ZM153 120H152V121H153ZM163 120H164V119H163ZM163 120H162V122H163ZM166 120H164L165 123H168L169 121L167 122ZM233 120H234V119H233ZM239 120H240V119H239ZM253 120H254V119H253ZM258 120H259V119H258ZM133 121H134V120H133ZM155 121H153V123H154ZM237 121H238V120H237ZM237 121H236V122H237ZM245 121H246V120H245ZM149 122H151V120H150ZM156 122H157V121H156ZM158 122H159V121H158ZM58 123H59V122H58ZM61 123H62V122H61ZM95 123H96V122H95ZM98 123H99V122H98ZM144 123H145V122H144ZM151 123H152V122H151ZM224 123H225V122H224ZM224 123H223V124H224ZM255 123H256V122H255ZM255 123H254V124H255ZM258 123H259V122H257V124H258ZM263 123H264V121H263ZM43 124H44V123H43ZM133 124H134V123H133ZM136 124H137V123H136ZM142 124H143V123H142ZM252 124H253V123H252ZM259 124H260V123H259ZM259 124H258V125H259ZM46 125H47V124H46ZM93 125H95V124H93ZM143 125H144V124H143ZM158 125H159V124H158ZM176 125H177V124H176ZM220 125H221V124H220ZM220 125H218V126H220ZM228 125H229V127H230L231 124H228ZM241 125H242V124H241ZM246 125L249 126V124H246ZM263 125H264V124H263ZM47 126H48V125H47ZM122 126H123V125H122ZM129 126H130V125H129ZM129 126H128V127H129ZM250 126H252V128H253V125H250ZM146 127H147V126H146ZM179 127H180V126H179ZM179 127H178V128H179ZM226 127H227V126H226ZM229 127H228V128H229ZM246 127H247V126H246ZM254 127H255V126H254ZM260 127H261V126H260ZM260 127L258 128L259 131L264 129V127H263V129H261ZM28 128H30V127H28ZM44 128H45V127H44ZM125 128H126V127H125ZM162 128H163V127H162ZM164 128H165V127H164ZM217 128H218V127H217ZM217 128H216V129H217ZM219 128H220V127H219ZM224 128H225V126H224ZM250 128H251V127H250ZM252 128L250 129L251 131L253 130ZM33 129H34V128H33ZM33 129H32V130H33ZM103 129H104V128H103ZM123 129H124V128H123ZM123 129H122V130H123ZM143 129H144V128H143ZM167 129H168V128H167ZM180 129H181V128H180ZM211 129H212V128H211ZM216 129L213 128V131H214V130L217 131ZM221 129H222V127H221ZM29 130H30V129H29ZM32 130H30V131L32 132ZM111 130H112V129H111ZM164 130H165V129H164ZM219 130H220V129H219ZM234 130H235V129H234ZM246 130H247V129L245 128V131H246ZM40 131H41V130H40ZM46 131H48V130H46ZM95 131H96V130H95ZM197 131H199V130H197ZM197 131H196V132H197ZM203 131H204V130H203ZM215 131H214V132H215ZM223 131H224V130H223ZM245 131H244V132H245ZM247 131H248V130H247ZM251 131H249V132H250V134L252 135ZM263 131H264V130H263ZM85 132H86V131H85ZM132 132H133V131H132ZM132 132H130V133H132ZM139 132H140V131H139ZM192 132H193V131H192ZM219 132H220V134H222L221 131H219ZM257 132H258V131H257ZM261 132H262V131H260V133H261ZM25 133H26V132H25ZM34 133H35V132H34ZM89 133H90V132H89ZM152 133H155V132H152ZM178 133H179V131H178ZM182 133H183V132H182ZM223 133H224V132H223ZM22 134H23V133H22ZM95 134H97V133H95ZM157 134H158V133H157ZM157 134H156V135H157ZM165 134H166V133H165ZM199 134L201 135V133H199ZM199 134H198V135H199ZM214 134H218V131H217V133L215 132ZM227 134H228V133H227ZM235 134H236V133H235ZM20 135H21V134H20ZM44 135H45V134H44ZM55 135H56V134H55ZM97 135H98V134H97ZM108 135H109V134H108ZM138 135H139V134H138ZM161 135H162V134H161ZM180 135L183 136L182 134H180ZM186 135H187V134H186ZM194 135H196V136L198 137L197 134H194ZM208 135H210V134H208ZM212 135H213V134H212ZM212 135L210 136L211 138H213ZM222 135H223V134H222ZM247 135H249V134H247ZM255 135H257V134H255ZM259 135L261 136V134H259ZM262 135H263V134H262ZM78 136H79V135H78ZM168 136H169V135H168ZM184 136H185V135H184ZM191 136H193V133L191 134ZM196 136H195V137H196ZM203 136H204V135H203ZM215 136H216V135H215ZM257 136H258V135H257ZM260 136H259V137H260ZM89 137H90V136H89ZM117 137H118V136H117ZM151 137H152V136H151ZM157 137H158V135H157ZM165 137H167V136H165ZM188 137H190V136H188ZM197 137H196V138H197ZM235 137H236V135H235ZM245 137H246V135H245ZM259 137H258V139L261 138V137H260V138H259ZM55 138H56V137H55ZM147 138H148V137H147ZM179 138H180V137H179ZM182 138H183V137H182ZM204 138H205V136H204ZM208 138H209V136H208ZM251 138H252V137H251ZM253 138H254V137H253ZM0 139H1V138H0ZM33 139H34V138H33ZM39 139H40V138H39ZM49 139H50V138H49ZM60 139H61V138H60ZM62 139H64V138H62ZM74 139H75V138H73L72 140L74 141ZM83 139H84V138H83ZM87 139H88V138H87ZM119 139H120V138H119ZM129 139H130V138H129ZM201 139H202V138H201ZM214 139H216V138H214ZM222 139H223V138H222ZM222 139H221V140H222ZM234 139H236V138H234ZM22 140H23V139H22ZM35 140H36V139H35ZM37 140H38V139H37ZM41 140H42V139H41ZM50 140H51V139H50ZM78 140H79V139H75L76 142H77ZM193 140H194V139H193ZM223 140H224V139H223ZM241 140H242V139H241ZM60 141H61V140H60ZM62 141H63V140H62ZM73 141H72V142H73ZM96 141H97V140H96ZM121 141H122V140H121ZM145 141H146V140H145ZM184 141H185V140H184ZM188 141H189V140H188ZM196 141H197V140H196ZM228 141H229V140H228ZM252 141H253V140H252ZM2 142H4V141L2 140ZM9 142H10V141H9ZM20 142H21V141H20ZM32 142H33V141H32ZM197 142H198V141H197ZM201 142H202V141H200L199 144H201ZM208 142H209V141H207V144H208ZM222 142H223V141H222ZM231 142H232V141H231ZM231 142H230V144H231ZM235 142H236V141H235ZM240 142H241V141H240ZM250 142H251V141H250ZM262 142H263V141H262ZM7 143H8V142H7ZM33 143H34V142H33ZM44 143H45V142H44ZM51 143H52V142H51ZM69 143H70V142H69ZM128 143H129V142H128ZM151 143H152V141H151ZM158 143H159V142H158ZM205 143H206V142H205ZM214 143H215V142H214ZM217 143H218V141H217ZM219 143H220V142H219ZM226 143H227V142H226ZM0 144H1V143H0ZM2 144H3V143H2ZM40 144H41V143H40ZM52 144H53V143H52ZM72 144H76V143H72ZM78 144H80V143H78ZM78 144H77V145H78ZM82 144H83V143H82ZM164 144H165V143H164ZM237 144H238V141H237ZM42 145H43V144H42ZM42 145H41V147H42ZM54 145H55V144H54ZM123 145H124V144H123ZM126 145H128V144H126ZM152 145H153V144H152ZM192 145H194V143H193ZM209 145H210V144H209ZM231 145H232V144H231ZM259 145H261V143H260ZM0 146H1V145H0ZM2 146H3V148H4V144H3ZM6 146H7V145H6ZM6 146H5V148H6ZM9 146H11V145H9ZM9 146H8V147H9ZM35 146H36V145H34V147H35ZM68 146H69V145H68ZM71 146H72V145H71ZM75 146H76V145H75ZM75 146H74V147H75ZM130 146H131V145H130ZM143 146H144V145H143ZM219 146H220V145H219ZM229 146H230V145H229ZM242 146H243V145H242ZM16 147H17V146H16ZM51 147H52V146H51ZM147 147H148V146H147ZM199 147H200V146H199ZM211 147H212V146H211ZM1 148H2V147H1ZM1 148H0V149H1ZM3 148H2V149H3ZM14 148H15V147H14ZM18 148H19V147H18ZM125 148H126V147H125ZM127 148H128V147H127ZM139 148H140V147H139ZM150 148H151V147H150ZM155 148H157V147H155ZM164 148H168V147L165 146ZM170 148H171V147H170ZM220 148H223V146L221 145ZM238 148H239V147H238ZM10 149H11V148H10ZM15 149H16V148H15ZM42 149H43V148H42ZM53 149H54V147H53ZM62 149H63V148H62ZM64 149H65V148H64ZM151 149H152V148H151ZM161 149H162V148H161ZM203 149H204V148H203ZM213 149H214V148H213ZM229 149H230V147H229ZM33 150H34V149H33ZM115 150H116V149H115ZM200 150H202V149H200ZM210 150H211V149H210ZM216 150H217V149H215V150H213V151H216ZM223 150H224V149H223ZM238 150H239V149H238ZM14 151H15V150H14ZM75 151H76V150H75ZM129 151H130V150H129ZM141 151H142V150H141ZM143 151H144V150H143ZM151 151H152V150H151ZM213 151H212V154H213ZM225 151H226V150H225ZM231 151H232V150H231ZM8 152H9V150H8ZM63 152H64V151H63ZM166 152H167V151H166ZM166 152H165V154H166ZM244 152H245V151H244ZM130 153H131V152H130ZM181 153H182V152H181ZM197 153H198V152H197ZM202 153H203V152H202ZM207 153H209V152H207ZM245 153H246V152H245ZM251 153H252V152H251ZM251 153H250V154H251ZM1 154H2V153H1ZM147 154H148V153H147ZM156 154H157V153H156ZM170 154H171V153H170ZM187 154H188V153H187ZM199 154H200V152H199ZM209 154H210V153H209ZM212 154H210V155H212ZM214 154H215V152H214ZM225 154H226V153H225ZM242 154H243V153H242ZM263 154H264V152H263ZM47 155H48V154H47ZM68 155H69V154H68ZM68 155H67V156H68ZM154 155H155V154H154ZM180 155H181V154H180ZM192 155H193V154H192ZM205 155H207V154H205ZM227 155H228V154H227ZM231 155H232V154H231ZM261 155H262V153H261ZM7 156H8V155H7ZM105 156H106V155H105ZM160 156H161V155H160ZM225 156H226V155H225ZM240 156H242V155H240ZM243 156H244V155H243ZM251 156L253 157V155H251ZM103 157H104V156H103ZM150 157H151V156H150ZM180 157H181V156H180ZM202 157H204V156L202 155ZM209 157H210V156H209ZM209 157H208V158H209ZM221 157H222V156H221ZM66 158H67V157H66ZM212 158H213V155H212ZM212 158H211V159H212ZM219 158H220V157H219ZM250 158H251V157H250ZM259 158H260V157H259ZM262 158H263V157H262ZM25 159H26V158H25ZM25 159H24V160H25ZM37 159H38V158H37ZM58 159H59V158H58ZM189 159H190V157H189ZM202 159H203V158H202ZM211 159H210V160H211ZM252 159H253V158H252ZM255 159H256V158H255ZM27 160H28V159H27ZM62 160H63V159H62ZM150 160H151V159H150ZM241 160H242V159H241ZM241 160H240V161H241ZM244 160H245V158H244ZM257 160H258V159H257ZM6 161H7V160H6ZM42 161H43V160H42ZM186 161H187V160H186ZM190 161H191V159H190ZM211 161H212V160H211ZM224 161H225V160H224ZM226 161H227V160H226ZM45 162H46V161H45ZM110 162H111V161H110ZM209 162H210V161H209ZM217 162L220 163L219 161H217ZM230 162H231V160H230ZM259 162H260V161H259ZM27 163H28V162H27ZM27 163H26V164H27ZM43 163H44V162H43ZM221 163H222V162H221ZM223 163H224V162H223ZM253 163H254V162H253ZM256 163H257V162H256ZM36 164H37V163H36ZM44 164H45V163H44ZM44 164H43V165H44ZM53 164H54V163H53ZM57 164H58V163H57ZM194 164H195V163H194ZM212 164H213V163H212ZM234 164H235V163H234ZM242 164H243V163H242ZM135 165H136V164H135ZM202 165H203V164H202ZM33 166H34V165H33ZM141 166H142V165H141ZM204 166H205V165H204ZM31 167H32V166H31ZM63 167H64V166H63ZM63 167H62V168H63ZM148 167H149V166H148ZM150 167H151V166H150ZM220 167H221V166H220ZM222 167H223V166H222ZM40 168H41V167H40ZM57 168H59V167H57ZM182 168H183V167H182ZM186 168H187V167H186ZM233 168H234V167H233ZM236 168H237V167H236ZM16 169H17V168H16ZM59 169H60V168H59ZM139 169H140V168H139ZM145 169H146V168H145ZM145 169H144V170H145ZM149 169H150V168H149ZM199 169H200V168H199ZM33 170H34V168H33ZM62 170H63V169H62ZM70 170H71V169H70ZM140 170H141V169H140ZM173 170H174V169H173ZM207 170H208V169H207ZM209 170H210V169H209ZM221 170H222V169H221ZM225 170H227V169H225ZM233 170H234V169H233ZM16 171H17V170H16ZM76 171H77V170H76ZM150 171H151V170H150ZM71 172H72V171H71ZM141 172H142V171H141ZM181 172H182V171H181ZM212 172H213V171H212ZM230 172H231V171H230ZM234 172H236V171H234ZM257 172H258V171H257ZM26 173H27V172H26ZM150 173H151V172H150ZM177 173H179V172H177ZM63 174H64V173H63ZM190 174H191V173H190ZM213 174H214V172H213ZM220 174H221V173H220ZM238 174H241V173H238ZM123 175H124V174H123ZM172 175H173V174H172ZM181 175H182V174H181ZM16 176H17V175H16ZM34 176H35V175H34ZM79 176H81V175H79ZM152 176H153V175H152ZM191 176H192V174H191ZM175 177H176V176H175ZM234 177H235V176H234ZM37 178H38V177H37ZM64 178H65V177H64ZM64 178H63V179H64ZM81 178H82V177H81ZM180 178H182V176H181ZM180 178H179V179H180ZM192 178H193V177H192ZM241 178H243V177H241ZM174 179H175V178H174ZM80 180H81V179H80ZM172 180H173V179H172ZM197 180H198V179H197ZM194 181H195V180H194ZM81 182H82V180H81ZM185 182H187V181H185ZM198 182H199V181H198ZM78 183H79V182H78ZM131 183H132V182H131ZM183 183H184V182H183ZM223 183H224V182H223ZM191 184H192V182H191ZM227 184H228V183H227ZM50 185H51V184H50ZM79 185H80V184H79ZM142 185H143V183H142ZM193 185H194V184H193ZM198 185H199V184H198ZM225 185H226V184H225ZM240 185H241V183H240ZM243 185H244V184H243ZM166 186H167V185H166ZM74 187H75V186H74ZM169 187H171V186H169ZM187 188H188V187H187ZM190 188H191V187H190ZM228 188H229V187H228ZM72 189H73V188H72ZM160 189H161V188H160ZM175 189H176V188H175ZM175 189H174V190H175ZM182 189H183V188H182ZM198 189H199V188H198ZM226 189H227V188H226ZM156 190H157V189H156ZM158 190H159V189H158ZM196 190H197V189H196ZM224 190H225V188H224ZM167 191H168V190H167ZM159 192H161V191H159ZM171 192H172V190H171ZM203 192H204V191H203ZM8 193H9V192H8ZM96 193H97V192H96ZM163 193H164V192H163ZM163 193H162V194H163ZM167 193H168V192H167ZM173 193H174V191H173ZM164 194H165V193H164ZM197 194H198V193H197ZM7 195H8V194H7ZM96 195H97V194H96ZM158 195H159V194H158ZM165 195H166V194H165ZM204 196H205V195H204ZM207 196H208V195H207ZM96 197H97V196H96ZM249 197H250V196H249ZM162 198H163V197H162ZM162 198H161V199H162ZM207 198H209V197H207ZM171 199H172V198H171ZM228 199H229V198H228ZM241 199H242V198H241ZM246 199H247V198H246ZM92 200H93V199H92ZM167 200H168V199H167ZM167 200H166V201H167ZM197 200H198V199H197ZM213 200H214V199H213ZM224 200H225V198H224ZM156 201H157V200H156ZM183 201H184V200H183ZM211 201H212V200H211ZM220 201H221V200H220ZM174 202H175V201H174ZM179 202H180V201H179ZM102 203H103V202H102ZM155 203H156V202H155ZM187 203H188V201H187ZM194 203H195V202H194ZM203 203H204V202H203ZM237 203H238V202H237ZM239 203H240V202H239ZM105 204H106V203H104V205H105ZM158 204H159V203H158ZM167 204H168V203H167ZM177 204H179V203H177ZM181 204H182V203H181ZM181 204H180V205H181ZM235 204H236V203H235ZM209 205H210V204H209ZM211 205H212V204H211ZM231 205H232V204H231ZM233 205H234V204H233ZM125 206L127 207L128 205H125ZM152 206H153V205H152ZM156 206H157V205H156ZM193 206H194V205H193ZM126 207H125V208H126ZM153 207H154V206H153ZM160 207H161V206H160ZM162 207H163V206H162ZM165 207H166V206H165ZM169 207H170V206H169ZM172 207H173V206H172ZM134 208H135V207H134ZM148 208H149V207H148ZM150 208H151V207H150ZM198 208H199V206H198ZM98 209H99V208H98ZM100 209H101V208H100ZM165 209H166V208H165ZM176 209H177V208H176ZM178 209H179V208H178ZM182 209H183V208H182ZM193 209H194V208H193ZM113 210H114V209H113ZM151 210H152V208H151ZM159 210H160V208H159ZM161 210H162V209H161ZM204 210H205V209H204ZM207 210H208V209H207ZM209 210H211V209H209ZM121 211H122V210H121ZM124 211H125V210H124ZM124 211H123V213H124ZM156 211H157L158 214L160 213V212H158V210H156ZM162 211H164V210H162ZM186 211H187V210H186ZM126 212H127V211H126ZM172 212H173V211H172ZM180 212H181V211H180ZM244 212H245V211H244ZM155 213H156V212H155ZM162 213H164V212H162ZM192 213H194V212H192ZM117 214H118V213H117ZM125 214H126V213H125ZM166 214H167V212H166ZM182 214H183V213H182ZM249 214H250V213H249ZM89 215H90V214H89ZM155 215H157V214H155ZM160 215H161V214H160ZM164 215H165V213L162 214V216H164ZM184 215H185V214H184ZM201 215H202V214H201ZM203 215H206V214H203ZM224 215H225V214H224ZM240 215H241V214H240ZM199 216H200V215H199ZM199 216H198V217H199ZM221 217H222V216H221ZM223 217H225V216H223ZM163 218H164V217H162V220H163ZM166 218H167V217H166ZM168 218H169V212H168ZM168 218H167V220H168ZM194 218H196V217H194ZM103 219H104V218H103ZM122 219H123V218H122ZM172 219H173V218H172ZM175 219H176V218H175ZM91 220H92V219H91ZM134 220H135V219H134ZM136 220H137V219H136ZM142 220H143V219H142ZM150 220H151V219H150ZM177 220H178V218H177L176 220H174V221H177ZM195 220H196V219H195ZM200 220H201V219H200ZM223 220H224V218H223ZM223 220H222V222H223ZM226 220H227V218H226ZM226 220H225V221H226ZM93 221H94V219H93ZM168 221H169V220H168ZM168 221H167V223H168ZM170 221H171V220H170ZM215 221H216V220H215ZM133 222H134V221H133ZM149 222H151V221H149ZM153 222H154V221H153ZM165 222H166V220H165ZM171 222H172V221H171ZM178 222H180V221H178ZM181 222H182V221H181ZM196 222H197V221H196ZM199 222H200V221H199ZM204 222H205V221H204ZM207 222H208V221H207ZM220 222H221V221H220ZM155 223H156V222H155ZM162 223H163V222H162ZM174 223H175V222H174ZM211 223H212V222H211ZM224 223H225V222H224ZM135 224H136V223H135ZM199 224H200V223H199ZM199 224H198L197 226H199ZM226 224H228V223H226ZM99 225H100V224H99ZM146 225H148V224H146ZM162 225H163V224H162ZM166 225H167V224H166ZM175 225H176V224H175ZM205 225H207V224H205ZM213 225H214V224H213ZM216 225H217V224H216ZM222 225H223V224H222ZM91 226H93V225H91ZM95 226H96V225H95ZM95 226H94V227H95ZM97 226H98V224H97ZM135 226H136V225H135ZM156 226H157V225H156ZM169 226H170V225H169ZM177 226H179V225H177ZM177 226H176V227H177ZM203 226H204V225H203ZM252 226H253V225H252ZM31 227H32V226H31ZM85 227H86V226H85ZM137 227H138V226H137ZM167 227H168V226H167ZM213 227H214V226H213ZM233 227H234V226H233ZM249 227H250V226H249ZM135 228H136V227H135ZM172 228H173V227H172ZM174 228H175V227H174ZM180 228H182V227L180 226ZM195 228H196V227H193L194 230H195ZM253 228H254V227H253ZM79 229H80V228H79ZM137 229H138V228H137ZM159 229H160V228H159ZM170 229H171V228H170ZM186 229H187V228H186ZM199 229H200V228H199ZM211 229H212V228H211ZM217 229H218V228H217ZM82 230H83V229H82ZM99 230H100V229H99ZM121 230H122V229H121ZM155 230H156V229H155ZM157 230H158V229H157ZM171 230H172V229H171ZM174 230H179V229H176V228H175ZM194 230H193V233L196 232V231H194ZM196 230H197V228H196ZM222 230H223V228H222ZM224 230H225V229H224ZM253 230H254V229H253ZM134 231H135V230H134ZM138 231H139V230H138ZM158 231H159V230H158ZM166 231H167V230H166ZM190 231H191V229H190ZM199 231H200V230H199ZM215 231H216V229H215ZM218 231H219V230H218ZM29 232H30V231H29ZM74 232H75V231H74ZM83 232H84V231H83ZM110 232H111V231H110ZM168 232H169V231H168ZM175 232H176V231H175ZM184 232H185V231H184ZM197 232H198V230H197ZM212 232H214V230H213ZM236 232H237V231H236ZM240 232H241V231H240ZM99 233H100V232H99ZM101 233H102V231H101ZM122 233H123V232H122ZM142 233H143V232H142ZM164 233H165V232H164ZM179 233H180V232H179ZM181 233H182V232H181ZM205 233H206V232H205ZM209 233H210V230H209ZM248 233H250V232L248 231ZM73 234H74V233H73ZM124 234H125V233H124ZM133 234H134V233H133ZM138 234H140V233H138ZM25 235H26V234H25ZM29 235H30V234H29ZM77 235H78V234H77ZM77 235H76V237H77ZM108 235H109V234H108ZM162 235H163V234H162ZM192 235H194V234L191 233V237H192ZM195 235H196V234H195ZM198 235H199V234H197V237H198ZM207 235H208V234H207ZM236 235H238V234H236ZM79 236H80V235H79ZM92 236H93V235H92ZM96 236H97V235H96ZM96 236H95V237H96ZM102 236H103V235H102ZM122 236H123V235H122ZM142 236H143V235H142ZM184 236H186V234L183 235V237H184ZM202 236H203V235H202ZM26 237H27V236H26ZM76 237H74V238H76ZM84 237H85V236H84ZM168 237H169V236H168ZM175 237H176V236H175ZM188 237H189V235H188ZM211 237H212V236H211ZM239 237H240V236H239ZM39 238H40V237H39ZM74 238H73V239H74ZM97 238H98V237H97ZM101 238H102V237H101ZM178 238H179V237H178ZM192 238H193V237H192ZM77 239H78V238H77ZM84 239H85V238H84ZM114 239H115V238H114ZM120 239H121V236H120ZM186 239H187V238H186ZM186 239H185V240H186ZM190 239H191V238H189L188 240H190ZM193 239H194V238H193ZM196 239H197V238H196ZM202 239H203V238H202ZM239 239H240V238H239ZM81 240H82V239H81ZM112 240H113V239H112ZM122 240H124V239H122ZM138 240H139V239H138ZM185 240H184V241H185ZM235 240H236V238H235ZM245 240H246V239H245ZM105 241H106V240H105ZM107 241H108V240H107ZM120 241H121V240H120ZM172 241H173V240H172ZM228 241H229V240H228ZM228 241H227V242H228ZM111 242H112V241H111ZM128 242H129V241H128ZM192 242H193V241H192ZM225 242H226V241H225ZM229 242H230V241H229ZM7 243H9V242H7ZM14 243H15V242H14ZM91 243H92V242H91ZM172 243H173V242H172ZM194 243H195V242H194ZM234 243H235V242H234ZM237 243H238V242H237ZM9 244H10V243H9ZM69 244H70V243H69ZM69 244H68V247H69ZM83 244H84V243H83ZM85 244H86V243H85ZM167 244H168V243H167ZM170 244H171V243H170ZM209 244H210V243H209ZM139 245H140V244H139ZM175 245H176V244H175ZM230 245H231V244H230ZM75 246H76V245H75ZM172 246H173V245H172ZM211 246H212V245H211ZM227 246H228V245H227ZM261 246H262V245H261ZM2 247H4V246L2 245ZM2 247H1V248H2ZM68 247H67V248H68ZM122 247H123V246H122ZM122 247H121V248H122ZM176 247H177V246H176ZM176 247H175V248H176ZM232 247H233V245H232ZM77 248H78V247H77ZM175 248L172 247V249H175ZM211 248H212V247H211ZM228 248H229V247H228ZM240 248H241V247H240ZM68 249H69V248H68ZM68 249H67V250H68ZM209 249H210V248H209ZM230 249H231V248H230ZM258 249H259V248H258ZM5 250H6V249H5ZM11 250H12V249H11ZM71 250H72V249H71ZM176 250H177V249H176ZM187 250H188V249H187ZM189 250H190V249H189ZM203 250H204V249H203ZM226 250H227V249H226ZM239 250H240V249H239ZM239 250H238V251H239ZM235 251H236V248H235ZM249 251H250V250H249ZM66 252H67V251H66ZM72 252H73V251H72ZM74 252H75V251H74ZM167 252H168V251H167ZM180 252H181V251H180ZM203 252H204V251H203ZM236 252H237V251H236ZM254 252H255V251H254ZM256 252H257V250H256ZM256 252H255V254H257V256L255 255V256H254V259H258V258H256V257H259L260 255H262V256L264 255V248L262 247L261 252L258 251V252H260V253H256ZM1 253H2V252H1ZM44 253H45V252H44ZM68 253H69V252H68ZM161 253L164 254L165 252H162V251H161ZM187 253H189V252H187ZM208 253H209V252H208ZM230 253H231V252H230ZM249 253L252 254L251 251H250ZM71 254H72V253H71ZM205 254H207V253L205 252ZM247 254H248V253H247ZM253 254H254V253H253ZM253 254H252V259H253ZM207 255L210 256V254H207ZM207 255H206V256L202 255V256H204V258H205V257H208ZM231 255H232V254H231ZM234 255H235V254H234V252H233V255H232L233 258H234ZM249 255H250V254H249ZM249 255H248V256H249ZM169 256L171 257V255H169ZM198 256H199V255H197V257H198ZM200 256H201V255H200ZM214 256H215V255H214ZM232 256H231V257H232ZM245 256H246V255H245ZM245 256H244V257H245ZM250 256H251V255H250ZM262 256H261V257H262ZM1 257H2V256H1ZM3 257H4V255H3ZM49 257H50V256H49ZM210 257H212V256H210ZM210 257H209V259H210ZM263 257H264V256H263ZM193 258H195V257H193ZM202 258H203V257H202ZM225 258H226V257H225ZM247 258H248V257H247ZM247 258H246V259H247ZM250 258H251V257H250ZM250 258H249L248 261H249V262H254V264H255V261H256V260H255V261H254V260H253V261H250ZM5 259H6V257H5ZM8 259H9V258H8ZM134 259H135V258H134ZM170 259H171V258H170ZM195 259H196V258H195ZM195 259H194L193 261H195ZM228 259H229V258H228ZM246 259H245V263H246ZM260 259H263V258H260ZM1 260H3V259L1 258ZM1 260H0V263L2 262ZM6 260H7V259H6ZM233 260H234V259H233ZM197 261H198V260H197ZM197 261H196V262H197ZM201 261H202V260H201ZM223 261H224V260H223ZM223 261H222V262H223ZM228 261H229V260H228ZM257 261L259 262V260H257ZM260 261L262 262V260H260ZM5 262H6V261H5ZM8 262H9V260H8ZM127 262H128V261H127ZM185 262H186V261H185ZM189 262H190V261H189ZM189 262L187 261V263H189ZM243 262H244V261H243ZM249 262H248V263H249ZM258 262H256V264H257ZM261 262H260V263H261ZM2 263H3V262H2ZM2 263H1V264H2ZM162 263H163V262H162ZM171 263H172V262H171ZM193 263H194V262H192V264H193ZM204 263H205V259H204ZM212 263H213V262H212ZM234 263H235V262H234ZM262 263H264V261H263ZM181 264H183V263H181ZM189 264H190V263H189ZM195 264H196V263H195ZM198 264H200V263H198ZM201 264H203V263H201ZM235 264H236V263H235ZM242 264H243V263H242ZM252 264H253V263H252ZM258 264H259V263H258Z\"/></svg>", "mask_w": 264, "mask_h": 264}]
</instances>
